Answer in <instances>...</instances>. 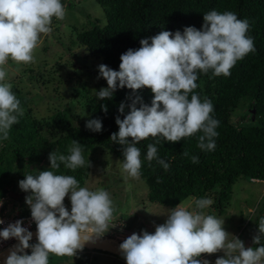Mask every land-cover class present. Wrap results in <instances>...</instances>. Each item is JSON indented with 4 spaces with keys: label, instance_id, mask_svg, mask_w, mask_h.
<instances>
[{
    "label": "clouds",
    "instance_id": "9594fccd",
    "mask_svg": "<svg viewBox=\"0 0 264 264\" xmlns=\"http://www.w3.org/2000/svg\"><path fill=\"white\" fill-rule=\"evenodd\" d=\"M65 15L62 0H0V140L9 139L12 126L24 115L21 100L6 79L8 61L34 62L41 35L52 31L53 18L62 20ZM203 19L202 30L189 26L183 33L164 30L142 39L141 47L121 55L119 71L99 65L100 77L108 87L96 91L97 98L111 99L118 87H127L133 94L147 87L154 94L151 106L140 96L128 97L132 100L130 112L123 119L116 117L119 131L110 139L123 146L125 180L140 177L141 150L136 145L147 138L156 142L147 145V160H157L165 171L170 165L158 157L156 147L161 139L175 143L202 133L197 147L202 151L216 148L220 121L213 116L212 101L195 91L199 74L211 71L214 76H230L237 62L256 49L247 18L240 19L233 11L212 10ZM125 107L121 102V115ZM101 108L107 113L106 104ZM86 128L100 132L102 121L89 119ZM67 151V155L51 152L50 170L27 174L19 181V187L30 193L25 200L37 227L38 242L30 243L33 233L23 227V220L9 224L0 230V238H15L19 243L10 250L5 264H49L50 254L75 256L87 242H94L93 234L99 237L110 230L116 211L110 193L104 188L81 187L75 176L60 173L61 165L72 171L86 165L80 142L73 140ZM182 154L189 155L187 150ZM191 160L199 163L198 156ZM66 197L70 198L71 211L65 206ZM212 204L210 198L189 196L168 211L165 223L157 225L154 233L143 230L142 235L131 234L119 246L126 264H211L202 254L221 251L224 256L215 264H264V246L246 249L240 238L226 231L225 219L205 213ZM258 224L259 234L253 237L256 245L264 236V218ZM29 248L31 254L25 251Z\"/></svg>",
    "mask_w": 264,
    "mask_h": 264
},
{
    "label": "trees",
    "instance_id": "16d2710c",
    "mask_svg": "<svg viewBox=\"0 0 264 264\" xmlns=\"http://www.w3.org/2000/svg\"><path fill=\"white\" fill-rule=\"evenodd\" d=\"M95 1L104 10L106 24L102 26L100 21H96L91 29L75 31L80 53L76 52L74 56L78 57V64L87 73L80 75L79 69L72 74L68 72L69 80L66 83L63 74L57 70L54 74L47 72L46 62L43 61L44 68L41 64L32 62L23 71L22 80L13 85V92L21 100L24 115L12 126L9 139L2 140L5 145L0 150V189L3 191L0 198L8 193V187L16 185L15 174L23 180L27 174L37 175L39 171L50 170L49 154L59 151L67 155L73 140L84 146L86 165L75 171L61 165L60 173L75 176L81 187L85 186L91 175V165L88 163L90 153L102 149L123 161V146L110 139L113 133L119 131L116 117L123 119L130 112L128 105H131L132 100L128 97L140 96L143 103L151 106L154 94L147 87L137 90L135 94L127 87H118L111 99L84 96L98 88L91 79L96 75L100 77L99 65L104 64L119 71L121 55L128 49L141 47L142 39L164 30L173 33L179 30L183 33L185 27L189 26L202 30L205 13L212 10L233 11L238 18L249 20V35L254 37L256 50L238 61L231 69L230 76H214L211 71L207 75L199 74V87L195 91L202 98L207 96L212 101L213 116L220 121L216 129L219 135L215 150L202 151L197 147L198 136L202 133L175 143L161 139L156 147L158 157L170 165L169 170L165 171L157 160H147V145L156 143L153 138L142 140L136 145L141 150L140 178L148 185L150 203L173 209L189 196L197 199L210 198L213 204L208 208L213 207L219 214L224 213L231 202L233 187L237 182H264V0ZM44 51L47 52V48ZM55 81L69 87L71 101L63 113L53 120L35 118L31 107L34 99L30 92L35 91L33 94L38 96L39 91L31 90L27 93L26 88L40 89ZM101 83L106 85L107 81L103 78ZM80 88H83V92ZM81 99H86L83 104L87 112L78 115L75 114L76 106L82 105ZM121 102L126 105L123 115L119 112ZM105 104L108 107L107 113L101 108ZM239 106L249 109L245 111L246 116L240 119L235 116ZM137 107H140L139 103ZM253 109L256 111L254 117ZM83 116L86 118L83 119ZM96 118L102 121L103 128L100 132L86 128L87 121ZM235 119L239 121L235 122ZM185 150L189 153L187 157L182 154ZM192 156H198L199 163H193ZM23 193L22 204L9 198L8 200L13 206H20L22 216L31 217L30 207L25 200L30 193ZM260 205L253 222L251 247L264 246V236L261 237L260 245L253 242V237L259 234V220L264 218V197ZM31 232H37V227ZM74 264L85 262L78 261Z\"/></svg>",
    "mask_w": 264,
    "mask_h": 264
},
{
    "label": "rangeland",
    "instance_id": "374dc122",
    "mask_svg": "<svg viewBox=\"0 0 264 264\" xmlns=\"http://www.w3.org/2000/svg\"><path fill=\"white\" fill-rule=\"evenodd\" d=\"M62 3L66 6V15L62 20L53 18L52 31L49 34L41 35L39 45L34 52V64H41L44 68V62H46L47 68L45 69H47V72L54 74L55 70H57L63 74L65 77L64 81L67 83L69 80L67 77L68 72L72 74L77 69L80 70V75L86 72L78 64V57L74 56V53H80L75 31L80 32L91 29L96 21H100L101 25L104 26L106 24V16L104 10L95 0H62ZM45 48H47V52L44 51ZM60 64L64 69L60 67ZM28 65H31V63H16L10 59L6 65L7 82L12 83V85L19 83L24 76L23 71L28 68ZM98 77L96 75L91 79L98 88L93 89L90 95L84 94V96L99 99L96 96V91L108 87L107 84L101 83L103 78L99 77L98 79ZM69 86L71 85L69 84ZM90 86L88 87L91 88L92 86ZM28 88L25 91L27 93L31 90L39 91L38 96L33 94L35 91L33 93L30 92V96L34 99L31 103L33 115L37 119L53 120L58 114L63 113L64 108L67 107L72 99L71 91L68 90L69 87L64 85V83L59 85L55 81L40 89L38 87L37 89ZM80 90L82 91L83 88H80ZM81 100L83 101L82 105L76 106L75 114L78 115L87 112V108H84L83 104L86 99ZM247 110H249L247 107L242 109L239 106L235 116L240 119V117L246 116L245 111ZM247 114L249 115V113ZM248 115L247 117H249ZM82 118L85 119L86 117L83 116ZM238 121V119H235V122ZM73 122L76 125L77 122L75 120ZM4 145V142L0 140V150ZM88 163L91 165V175L84 187H88L90 190L104 188L110 193L116 207L112 222L109 225L110 230L107 233H101L103 239L110 241L114 245H120L133 233L142 235L143 230L154 233L157 225L165 223L168 211L172 208L150 203L148 201V185L140 177L138 179L128 177L125 180L127 174L122 173L123 161L120 158L102 149H97L90 153ZM15 176L16 185L8 187V193L4 198L6 200L9 198L11 201H19L22 204L25 193L19 187L21 179L18 175L15 174ZM2 192L0 189V195ZM263 197V183L258 180L253 182L240 180L233 187L231 202L224 213L219 214L213 207L204 211L206 214L225 219L224 227L226 231L240 238L246 246L248 240H252L253 222L257 217L256 211L260 208ZM64 203L68 210L71 211L69 197L65 198ZM19 209L21 211L20 206ZM37 242L36 238H32L30 241L31 244ZM25 251L31 254V248ZM221 256H224L222 251L212 255L202 254V258H207L211 261V264H215L216 259ZM78 261H84L85 264H126V260L116 254L95 249L78 251L75 256L60 257L54 254L49 255V264H74Z\"/></svg>",
    "mask_w": 264,
    "mask_h": 264
},
{
    "label": "built area",
    "instance_id": "2783aa9c",
    "mask_svg": "<svg viewBox=\"0 0 264 264\" xmlns=\"http://www.w3.org/2000/svg\"><path fill=\"white\" fill-rule=\"evenodd\" d=\"M8 199L2 197L0 198V219L4 221L0 224V230L6 228L9 224L15 223L17 220H23V227L28 228L30 231L36 226L35 222L31 217H24L19 209L18 205H12ZM18 240L15 238L9 240H3L0 238V254L10 248Z\"/></svg>",
    "mask_w": 264,
    "mask_h": 264
},
{
    "label": "water",
    "instance_id": "95a60500",
    "mask_svg": "<svg viewBox=\"0 0 264 264\" xmlns=\"http://www.w3.org/2000/svg\"><path fill=\"white\" fill-rule=\"evenodd\" d=\"M256 111L253 109L252 110V114L253 117L255 116ZM33 233V237L32 238H36L37 239V232H32ZM94 236V242H87L85 244L86 249H95V250H99V251H104V252H108V253H113L116 254L122 258H124L120 252L119 246L120 245H114L113 243H111L110 241L103 239L101 236L99 237H95ZM19 243V241H17L15 244H13L10 248H8L7 250L3 251L0 254V264H5V261L10 253V250H12L14 248L15 245H17ZM252 244V240H248V244H246L245 248H249L251 247Z\"/></svg>",
    "mask_w": 264,
    "mask_h": 264
},
{
    "label": "crops",
    "instance_id": "0c3cea01",
    "mask_svg": "<svg viewBox=\"0 0 264 264\" xmlns=\"http://www.w3.org/2000/svg\"><path fill=\"white\" fill-rule=\"evenodd\" d=\"M260 182V181H259ZM261 183H263L264 184V182H261Z\"/></svg>",
    "mask_w": 264,
    "mask_h": 264
},
{
    "label": "bare ground",
    "instance_id": "6f19581e",
    "mask_svg": "<svg viewBox=\"0 0 264 264\" xmlns=\"http://www.w3.org/2000/svg\"><path fill=\"white\" fill-rule=\"evenodd\" d=\"M17 155V154H16ZM22 158V157H21Z\"/></svg>",
    "mask_w": 264,
    "mask_h": 264
}]
</instances>
